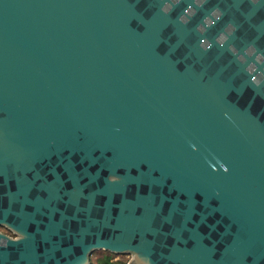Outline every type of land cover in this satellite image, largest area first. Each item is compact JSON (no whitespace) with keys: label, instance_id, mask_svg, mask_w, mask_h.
Segmentation results:
<instances>
[{"label":"water","instance_id":"obj_1","mask_svg":"<svg viewBox=\"0 0 264 264\" xmlns=\"http://www.w3.org/2000/svg\"><path fill=\"white\" fill-rule=\"evenodd\" d=\"M0 227V264H264V0H0Z\"/></svg>","mask_w":264,"mask_h":264},{"label":"trees","instance_id":"obj_2","mask_svg":"<svg viewBox=\"0 0 264 264\" xmlns=\"http://www.w3.org/2000/svg\"><path fill=\"white\" fill-rule=\"evenodd\" d=\"M97 252L98 255L93 257V254ZM91 256L89 264H129V261L116 258L117 253L110 252L108 250H96Z\"/></svg>","mask_w":264,"mask_h":264},{"label":"rangeland","instance_id":"obj_3","mask_svg":"<svg viewBox=\"0 0 264 264\" xmlns=\"http://www.w3.org/2000/svg\"><path fill=\"white\" fill-rule=\"evenodd\" d=\"M0 229L3 230V231H5V232H7L8 234H12L9 230H7L4 227H0ZM97 255H98V253L95 252L93 254V257H96ZM116 258H122V259H125V260H127V261L130 262V260L133 258V255L132 254H129V253H121V254H116Z\"/></svg>","mask_w":264,"mask_h":264},{"label":"clouds","instance_id":"obj_4","mask_svg":"<svg viewBox=\"0 0 264 264\" xmlns=\"http://www.w3.org/2000/svg\"><path fill=\"white\" fill-rule=\"evenodd\" d=\"M164 10H165V11H167V10H168V6H167V5L165 6V9H164Z\"/></svg>","mask_w":264,"mask_h":264}]
</instances>
